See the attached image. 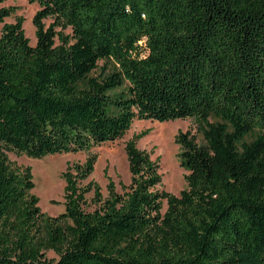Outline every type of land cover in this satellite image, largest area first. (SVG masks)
<instances>
[{
	"label": "trees",
	"instance_id": "1",
	"mask_svg": "<svg viewBox=\"0 0 264 264\" xmlns=\"http://www.w3.org/2000/svg\"><path fill=\"white\" fill-rule=\"evenodd\" d=\"M28 1L34 45L17 6L0 7V23L15 16L0 34V264H264V0ZM179 118L201 138L175 136L178 195L157 188L141 134L125 145L121 192L79 184L96 154L67 166L56 216L32 193V168L7 155L89 151L134 119Z\"/></svg>",
	"mask_w": 264,
	"mask_h": 264
},
{
	"label": "rangeland",
	"instance_id": "2",
	"mask_svg": "<svg viewBox=\"0 0 264 264\" xmlns=\"http://www.w3.org/2000/svg\"><path fill=\"white\" fill-rule=\"evenodd\" d=\"M17 6L16 15L24 18L23 28L30 43H36L35 27L32 22L33 15L39 9L38 3H30L28 0H4L0 2V7ZM15 16L4 18V22H14ZM53 21L52 18L44 20L46 26ZM4 22L0 23V34ZM61 30L65 35L71 34V28ZM59 43L58 38L55 39ZM103 61H100V65ZM198 121L194 118H179L175 120L157 121L151 119H134L131 127L119 138L93 146L89 151H76L46 155L42 158L28 157L25 154H17L14 151H7L10 161L15 165L30 166L32 168L35 187L32 193L39 197L41 210L51 216H56L64 211V186L65 181L62 176L67 166L82 164L90 154H96L93 172L85 180L79 182L85 186L89 181L97 183L104 197L108 196L107 184L109 180L115 184L118 192L122 191L121 182L124 185L130 183V171L125 151L127 141L136 134H141L137 139V147L150 153L152 159H157L159 163V173L161 183L158 189L178 195L186 188V170L180 166L177 153L179 146L175 142V136L179 130H190L200 140L198 132ZM86 202L84 208L90 210L95 207L92 201L93 191L85 195ZM166 201H163V210L166 208ZM47 257L57 259L58 255L53 251H47Z\"/></svg>",
	"mask_w": 264,
	"mask_h": 264
}]
</instances>
